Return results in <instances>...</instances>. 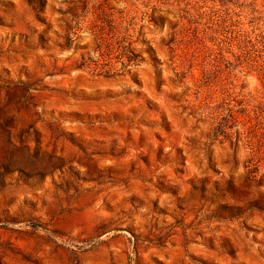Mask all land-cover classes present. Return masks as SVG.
<instances>
[{"label": "rangeland", "instance_id": "1", "mask_svg": "<svg viewBox=\"0 0 264 264\" xmlns=\"http://www.w3.org/2000/svg\"><path fill=\"white\" fill-rule=\"evenodd\" d=\"M0 264H264V0H0Z\"/></svg>", "mask_w": 264, "mask_h": 264}, {"label": "trees", "instance_id": "2", "mask_svg": "<svg viewBox=\"0 0 264 264\" xmlns=\"http://www.w3.org/2000/svg\"><path fill=\"white\" fill-rule=\"evenodd\" d=\"M89 5V1L85 2V8ZM62 14H68L72 19L69 20V23L67 24V31L65 36V43L63 45H59V47L63 50H67L71 47V44L73 42V37L71 36V31L74 29L71 22H74L75 25H79V17L76 16L75 13L72 12H66ZM86 15H83V21L85 20ZM90 32L93 37L94 41V54H98L100 59H92L91 57H81L80 63L78 64V68L81 69H90L92 68L93 71H102L105 76L109 77L111 75V69H105L107 66L106 58H108L110 55L114 54L116 52V47L114 46V39H117V26H115L108 18L101 17V15H98L95 20L92 21V25L90 27ZM115 45H117V50H121V58H124L126 60V66H129L130 64L140 62L142 58L140 55L134 53V51L130 48V45H125L124 40H118L115 42ZM115 75V73L113 74ZM219 130L213 134V139L215 140L217 138V133Z\"/></svg>", "mask_w": 264, "mask_h": 264}]
</instances>
